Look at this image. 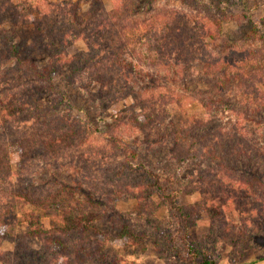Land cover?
<instances>
[{"label": "trees", "instance_id": "trees-1", "mask_svg": "<svg viewBox=\"0 0 264 264\" xmlns=\"http://www.w3.org/2000/svg\"><path fill=\"white\" fill-rule=\"evenodd\" d=\"M88 1V10L81 11L80 4L72 1L23 4L0 0V264L16 263L15 255L4 251L2 244L20 205L43 212L49 224L45 228L39 217L31 216L29 229L17 245L22 249L20 261L40 255L21 241H39L47 250L56 249L46 264H84L107 262L108 245L140 243L145 234L136 233L135 226L113 205L117 200L134 201L136 218L150 226L157 223L154 195L168 200L185 229L205 213L220 243L241 253L251 239L249 224L243 221L235 238L225 208L230 209L234 198L243 205L253 200L257 217L251 220L264 218V170L260 175L259 168L254 169L256 156L246 142L249 132L255 136L247 125L256 127V132L262 125L264 66H255L253 60L249 63L247 56L248 62L239 64L235 75L227 79V67L219 66L207 52L222 39V21L216 14L225 22L240 17L224 14L230 7L226 0L216 6L207 0H175L186 9L158 7L145 15L140 11L150 3L146 0L135 7L132 0H112L109 11L102 0ZM130 35L141 42L140 48L133 46L135 39H129ZM247 35L252 41H263L264 19L252 24ZM76 43L86 48L82 58L68 52ZM39 54L47 57L42 67L36 62ZM196 59L203 64V75L213 78L209 82L214 81L218 99L201 102L206 120L187 121L186 126L169 123L170 107L180 103L171 87H178V71L190 75L186 67ZM65 66L71 67L68 84L82 83L87 93L95 89L92 104L97 111L102 113L130 99V126L145 137L163 136L172 162L194 164L201 186L196 203L179 206L177 193L171 196L149 169L143 171L145 182L124 183L118 176L123 178L131 168H143L135 164L137 157L126 143L110 138L109 147L97 154L93 148L83 147L88 124L74 114V106L64 97L40 106L41 96L56 93L55 78ZM173 66L177 67L174 78L153 73ZM227 85L233 86L237 99L245 104L244 110H233L232 120L215 111V106L218 109L226 103ZM255 115L258 117L253 118ZM11 152L18 157L15 172ZM37 155L46 161L45 168L71 172V183L57 181L50 186L44 180L38 182ZM117 157H123V164L112 174L108 163ZM206 177L215 178L217 184ZM186 249L187 264H216L202 248L190 245Z\"/></svg>", "mask_w": 264, "mask_h": 264}, {"label": "rangeland", "instance_id": "rangeland-1", "mask_svg": "<svg viewBox=\"0 0 264 264\" xmlns=\"http://www.w3.org/2000/svg\"><path fill=\"white\" fill-rule=\"evenodd\" d=\"M21 3L28 1L40 0H17ZM48 2L62 3V2H78L81 11H87L89 7L88 0H46ZM142 0H132V5L135 7ZM150 3H145L141 7L140 15L152 12L155 8H168L179 6L178 1L175 0H157L155 3L151 0H146ZM210 4L216 6L223 0H207ZM229 8L224 10L225 15L240 17L228 22L223 21L216 14L215 18L222 21V39H219L215 46H210L207 52L215 62H219V66L227 67V79L232 78L236 73L239 64L248 62L247 56H250V61L253 60L255 66H264V40L252 41L247 35L252 24L258 23L264 19V0H226ZM104 8L109 11L112 6V0H102ZM185 8L186 7H181ZM129 39L133 40L135 48L141 47V42L137 41L135 36L130 35ZM69 54H78L82 58L86 52V48L81 44H74L69 50ZM250 53L249 55H246ZM201 56V55H199ZM42 54L36 56V62L39 67L46 63V59ZM221 60V63H220ZM214 62V63H215ZM252 64V63H251ZM228 67H231L228 69ZM177 70L176 66L168 70H155L154 74L165 76V78H174ZM190 75H183L178 71L179 78L177 79L178 87L174 88V94L179 97V104L170 107L169 123L179 122L182 126L187 125V121L192 122L194 119L206 120V109L201 102H209V97L218 99V94L214 88L211 76H204L202 71L203 64L199 59H196L186 67ZM223 71V70H221ZM204 72V71H203ZM221 73V72H220ZM71 78V67L65 66L58 76L55 78L56 93L52 96H41L40 106L51 104L54 100L64 97L69 104L74 106V114L79 116L88 126L86 140L83 142V147L93 148L97 154L103 152L105 147H109L108 142L110 138H116L123 143H126L133 152L137 160L135 164H142V167L136 169L131 168L130 171L121 176H118L124 183L133 181H146V175L143 173L145 169H149L159 178L160 184L168 189V193L174 196L177 193L176 203L179 206H191L200 199L201 188L196 167L190 162L177 164L168 158L169 143L161 137L160 134L145 137L135 131L130 126V111L127 109L131 105L130 99H125L118 105H113L100 113V109L96 110L92 101H95V89H91L92 93H87L82 89V83L73 85L68 84V78ZM171 83V82H170ZM172 86V85H171ZM225 101L222 107H218L215 111L220 114L228 116L231 120L235 118L233 110L242 111L245 108L241 105L240 97L237 99L234 94L233 86L227 85ZM103 105L102 108H104ZM258 115L260 113H257ZM258 116H253L256 118ZM261 120L259 121L261 129L256 132V127L250 126L248 128L255 136L248 133L246 142L249 148H253L252 154L256 156L254 165L259 168L260 175L264 170V112L261 113ZM188 130V129H186ZM92 134V135H90ZM195 138L191 139L194 140ZM154 142L155 147L145 146L144 142ZM157 146V147H156ZM109 162L113 167V173L119 171L120 165L123 164V157L113 158ZM11 168L15 172L18 169V157L14 152L10 154ZM34 164L40 171V176L37 177L38 182H48L50 186L59 182L71 183L72 173L65 170H58L52 167H46V161L37 155L34 159ZM250 164V165H253ZM248 169L247 167H243ZM238 173V172H237ZM236 173V174H237ZM206 177L209 183L217 184L215 178ZM44 180V181H43ZM237 192V188L235 189ZM233 192V191H232ZM241 194V192H238ZM240 196V195H239ZM243 196V193H242ZM219 197V196H218ZM225 197V196H224ZM156 204V224L147 226L138 220L134 213L133 201L117 200L113 205L119 210L124 218L128 219L131 224L135 226V231L138 234H145V238L137 244L121 241L113 245H108L106 253L108 256L107 262L105 261H87L84 264H187L190 256L187 255L186 246H198L202 248L208 257L216 262V264H255L264 260V218L263 220L258 216L259 221L253 222L251 218H256L257 213L253 208V200L245 201V205L239 203L237 199L231 200L230 209L225 208L227 220L233 226L235 238H238V233L242 230V222L246 221L251 230V239L247 248L241 253H236L231 247L220 243L218 234L214 228L210 226L208 218L205 213L197 216L194 222L186 229L183 222L179 219L178 215L170 209L168 200L163 199L157 195L152 196ZM219 202V201H218ZM264 214V210H263ZM31 216H37L42 221L45 228L49 226L48 219L41 211H35L27 205H20L16 211V218L11 223L10 233L4 239L2 249L10 252L16 260L15 264H46L47 259L53 256L56 249L47 250L45 246L39 241H21L26 243L28 248L32 251L40 253V255H33L31 260L20 261L18 255L22 253V249L18 248L20 244V236L29 229V222ZM145 225V226H144ZM20 238V239H19ZM19 239V241H18ZM14 253V254H13Z\"/></svg>", "mask_w": 264, "mask_h": 264}, {"label": "water", "instance_id": "water-1", "mask_svg": "<svg viewBox=\"0 0 264 264\" xmlns=\"http://www.w3.org/2000/svg\"><path fill=\"white\" fill-rule=\"evenodd\" d=\"M255 264H264V260L260 261V262H257Z\"/></svg>", "mask_w": 264, "mask_h": 264}]
</instances>
